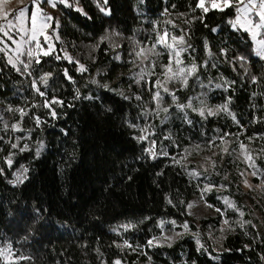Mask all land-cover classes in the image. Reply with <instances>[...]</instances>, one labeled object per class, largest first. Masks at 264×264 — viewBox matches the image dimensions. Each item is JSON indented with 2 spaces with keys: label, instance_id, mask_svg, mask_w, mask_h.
I'll return each mask as SVG.
<instances>
[{
  "label": "trees",
  "instance_id": "16d2710c",
  "mask_svg": "<svg viewBox=\"0 0 264 264\" xmlns=\"http://www.w3.org/2000/svg\"><path fill=\"white\" fill-rule=\"evenodd\" d=\"M215 4L73 0L0 52V264H264V59Z\"/></svg>",
  "mask_w": 264,
  "mask_h": 264
},
{
  "label": "snow or ice",
  "instance_id": "6c2138e0",
  "mask_svg": "<svg viewBox=\"0 0 264 264\" xmlns=\"http://www.w3.org/2000/svg\"><path fill=\"white\" fill-rule=\"evenodd\" d=\"M59 2L67 3V0H59ZM209 2L210 4L219 7L218 4H215V0H209ZM220 2L225 6H232L235 8L237 16L236 19L234 21H230V23L233 24V27L239 26L244 31H247L252 35L253 39L259 45V48L257 50V55H259L261 58H264V35H260V33L257 31V30H264V0H247V2H245V0H220ZM40 3L41 0H32L33 7L36 9V11H34L30 17L27 18L25 17V10H21L17 16L18 31H23L25 34H28V32L30 31L31 39L37 41V47H40L39 41L37 40V21L43 12V10L39 8ZM49 3L51 4L52 7L56 6L55 0H49ZM204 4H205V0H198L197 6L204 7ZM101 10L103 11L104 9ZM205 11H207V8H205ZM25 19L30 24L29 28L24 27ZM50 19H51L50 16H43L44 21ZM13 27H17V24H13L12 21H8L6 25H0V33H2L4 36H7L8 39L12 40L13 39L12 35H10L9 31H6L5 29L6 28L11 29ZM158 35H159L158 43L163 44L165 47L172 48L174 52L175 62L177 64L181 63V61L179 60V52L175 50L174 46L177 40H179L180 43H183V37L172 36L170 38L172 43L170 44L165 40V37L168 36L167 30H165L163 33H160ZM258 36L259 39H257ZM2 51H4V49L0 48V52ZM44 54L47 55L48 53L45 52ZM29 55L30 56L32 55L31 51L29 52ZM139 55L143 56L144 53L141 52L139 53ZM9 62L11 63V60H9ZM37 62L39 61L37 60ZM21 63L23 62L21 61ZM13 66L15 67V65ZM25 67H27V65H25ZM81 70L82 71L84 70L83 67H81ZM167 71L172 72L171 63L169 64V66H167ZM179 71L180 73L187 72L190 74L191 72L195 71V67L191 69H180ZM173 75H176V73H174ZM182 83L185 84L187 83L186 77L182 80ZM156 85L158 87L163 88L164 91H168V89L163 87V85H161L160 82H156ZM37 91L39 92V89H37ZM40 95H44V93L40 92ZM155 96L157 99H159L160 92H156ZM173 99H175L174 94H173ZM50 103H60V102L56 100H52ZM165 111H167V109H165ZM200 114L203 115V112H201ZM52 115H55V113L53 112ZM241 147H243V145ZM149 151L151 152L152 150L149 149ZM252 175H256V172H253ZM17 179L19 180L20 177L18 176ZM225 223H227V221H225ZM151 243L152 241H149V244ZM0 252H2V250H0ZM116 264H120V262L117 261Z\"/></svg>",
  "mask_w": 264,
  "mask_h": 264
},
{
  "label": "rangeland",
  "instance_id": "374dc122",
  "mask_svg": "<svg viewBox=\"0 0 264 264\" xmlns=\"http://www.w3.org/2000/svg\"><path fill=\"white\" fill-rule=\"evenodd\" d=\"M247 2V0H245ZM56 6L52 7L49 3V0H41L39 8L43 10L42 15L37 21V40H42L44 45H41L40 49H43L45 52L49 53L55 50L56 41L60 40L59 37V28L61 26L62 16L64 15L62 7H69L72 5L73 0H67V3H60L59 0H55ZM219 6H221L219 4ZM223 7H226L223 5ZM21 10H25V17H30L36 9L33 7L32 0H0V25H6L8 21H12L13 24H17V27L11 29L6 28V31H9V34L12 35L13 39H8L7 36H4L2 33L1 41L5 44L6 47H2L4 51H7L11 62L15 63L17 58H20V55L23 54L27 49H30L33 43H37L36 40L31 39V32L25 34L23 31H18V21L17 16ZM43 16H50V20H43ZM236 19V18H235ZM25 28H29L30 24L25 19ZM234 29L239 28V26L233 27ZM42 29V31H41ZM244 31V30H243ZM260 35H264V30H257ZM247 32V31H245ZM253 42L255 55H257V50L259 45L253 39L252 35L247 32ZM167 38L165 37V40ZM259 39V36L257 37ZM15 41V42H14ZM177 42V41H176ZM175 42V43H176ZM44 52V53H45ZM261 58V57H260ZM264 59V58H262ZM170 86V84H169ZM168 89V87L166 86ZM172 235H167L163 238L164 241H168Z\"/></svg>",
  "mask_w": 264,
  "mask_h": 264
}]
</instances>
